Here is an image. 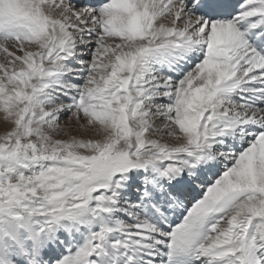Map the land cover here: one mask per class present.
<instances>
[{
    "label": "snow or ice",
    "instance_id": "obj_1",
    "mask_svg": "<svg viewBox=\"0 0 264 264\" xmlns=\"http://www.w3.org/2000/svg\"><path fill=\"white\" fill-rule=\"evenodd\" d=\"M0 264H264V0H0Z\"/></svg>",
    "mask_w": 264,
    "mask_h": 264
},
{
    "label": "rangeland",
    "instance_id": "obj_2",
    "mask_svg": "<svg viewBox=\"0 0 264 264\" xmlns=\"http://www.w3.org/2000/svg\"><path fill=\"white\" fill-rule=\"evenodd\" d=\"M1 57V59L3 60V57L2 56H0ZM5 129H4V126L2 125V128L0 129V133H3V131H4Z\"/></svg>",
    "mask_w": 264,
    "mask_h": 264
},
{
    "label": "bare ground",
    "instance_id": "obj_3",
    "mask_svg": "<svg viewBox=\"0 0 264 264\" xmlns=\"http://www.w3.org/2000/svg\"><path fill=\"white\" fill-rule=\"evenodd\" d=\"M0 63H3V60L1 59V57H0ZM2 123H0V129L2 128Z\"/></svg>",
    "mask_w": 264,
    "mask_h": 264
}]
</instances>
